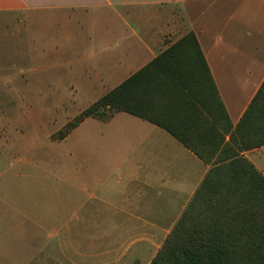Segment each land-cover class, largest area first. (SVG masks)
Here are the masks:
<instances>
[{
    "label": "crops",
    "instance_id": "0c3cea01",
    "mask_svg": "<svg viewBox=\"0 0 264 264\" xmlns=\"http://www.w3.org/2000/svg\"><path fill=\"white\" fill-rule=\"evenodd\" d=\"M0 16L25 25L51 18L43 57L69 86L99 92L92 105L189 33L233 130L264 84V0H0ZM89 118L105 124L100 166H4L11 180L0 190V264L44 255L151 264L211 166H245L230 163L236 151L264 174V145L240 152L230 134L207 163L142 118Z\"/></svg>",
    "mask_w": 264,
    "mask_h": 264
},
{
    "label": "trees",
    "instance_id": "16d2710c",
    "mask_svg": "<svg viewBox=\"0 0 264 264\" xmlns=\"http://www.w3.org/2000/svg\"><path fill=\"white\" fill-rule=\"evenodd\" d=\"M117 112L165 129L207 163L228 134L240 152L264 145V84L233 130L194 33L90 106L61 138L86 118ZM230 158L245 166H211L151 264H264V174L236 151Z\"/></svg>",
    "mask_w": 264,
    "mask_h": 264
},
{
    "label": "rangeland",
    "instance_id": "374dc122",
    "mask_svg": "<svg viewBox=\"0 0 264 264\" xmlns=\"http://www.w3.org/2000/svg\"><path fill=\"white\" fill-rule=\"evenodd\" d=\"M14 19L0 16L1 191L11 180L4 166H100V133L105 125L86 118L61 138L99 92L69 86L65 76L50 71L52 56L43 57V44L50 47L55 34L51 18L26 25ZM30 264L65 263L44 255Z\"/></svg>",
    "mask_w": 264,
    "mask_h": 264
}]
</instances>
